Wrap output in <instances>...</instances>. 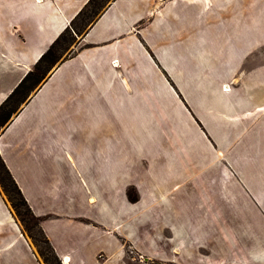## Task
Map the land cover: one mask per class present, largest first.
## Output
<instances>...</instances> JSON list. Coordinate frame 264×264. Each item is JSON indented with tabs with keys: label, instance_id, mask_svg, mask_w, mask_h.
I'll return each instance as SVG.
<instances>
[{
	"label": "crops",
	"instance_id": "crops-1",
	"mask_svg": "<svg viewBox=\"0 0 264 264\" xmlns=\"http://www.w3.org/2000/svg\"><path fill=\"white\" fill-rule=\"evenodd\" d=\"M90 5V0H0V105L64 36L62 50L0 128V158L58 263L264 264V198H251L264 191V174L258 185L244 178L242 202L249 213L233 216L221 233L219 217L204 215L203 185L188 183L182 146L189 137L182 127L190 114L178 107L186 119L178 121L172 154L159 152L163 134L157 136L151 125L156 97H176L167 77L184 93L172 33L177 21L194 28L178 54L192 53L202 71L204 64L222 62L215 76L238 84L224 86L230 92L226 110L264 112L262 68L243 71L245 59L218 51L221 45L247 43L236 38L235 29L221 38L219 27H250L253 12L264 16V0H105L85 16ZM243 48L245 55L251 49L249 43ZM141 64L151 77L141 73ZM141 95L148 101L135 123L106 114L138 110ZM195 114L214 137L208 121ZM146 121L152 128L141 135ZM193 122L207 155L220 156ZM233 124L236 128L239 120ZM189 165L197 170V162ZM129 189L136 200L128 199ZM0 264H43L1 190Z\"/></svg>",
	"mask_w": 264,
	"mask_h": 264
},
{
	"label": "rangeland",
	"instance_id": "rangeland-1",
	"mask_svg": "<svg viewBox=\"0 0 264 264\" xmlns=\"http://www.w3.org/2000/svg\"><path fill=\"white\" fill-rule=\"evenodd\" d=\"M104 3L105 0H94V2L87 7L85 16L86 14L97 12V10L101 8ZM188 18H191L192 21L196 20V17L193 14L189 15ZM211 20L214 21L215 18L212 17ZM250 21V27H219L220 36L221 38L225 37V39H227L228 33L234 34L232 31L234 29L235 31L237 30L235 32L236 38H244V40L249 43V47H251L248 54L245 55L246 48H243V46H245L247 43H240V41H237V46L235 48H228V46L225 44L221 45L218 51L221 56L224 54L227 56L228 52L239 55L240 59H245V62H247L245 66L244 64L241 65L243 71L246 70L250 72L262 68L264 76V16H258L253 12ZM250 21L247 20L248 23ZM178 24L179 23L177 21V28L173 29L172 33L175 35L173 39H176L174 51L177 52L176 56L180 63V68H182V72L180 73V83L182 84L184 93L183 96L180 95L179 92L176 91V87L166 76L168 82L171 84V86H173V90H175L177 98L172 96V98L169 100V97L167 96H163L161 99L159 96L156 97L157 107L159 108H157L156 113H154L155 118L151 125L153 124V127H155L154 130L157 136L163 134L162 142L158 143V148L161 147L159 152L163 155L165 153L172 154L175 152V147L178 145L174 142V139H178L176 138L177 134L179 135L178 121L182 120L184 124V120L186 119L184 116H181V114H178V107H181V109H183V107L186 108L191 117L189 115L187 116V126H183L182 130H184L183 135L184 132H186V136L189 138H187V143H185L182 147L183 152L186 151L188 156L187 174L188 177H191V181L189 180L188 183L192 184L197 182L203 185L204 193L202 194V199L205 203L203 207L204 215L208 214L209 216H218L220 219L221 233H224V229H226L228 222L233 218V216H243L245 215L244 211L246 212V215L249 213L248 208L245 210L244 204L242 202L243 199H247V195L242 190L244 187V178H250L253 185H258L260 183V172L264 174V112H237L231 114L226 110L225 106H227L230 101L228 96V93L230 92L225 91L224 86L237 89L238 84L232 85L229 83L230 81H223L222 78H219V76H215L218 74V70L220 68L219 66L224 64L222 62L209 64V66L204 64L205 69L202 71L199 68L197 70V60L195 59V56H192V53H187V55H179L178 52L184 48V44L187 41L186 35L189 33L192 34L191 31L194 30V28L189 27L192 25H187V27L186 25H183L180 27ZM214 26L215 25L212 23L208 25L209 28ZM238 29L241 31L238 32ZM178 31L179 34H176ZM207 33L211 35V32ZM65 43H67V41ZM63 44L64 42L59 43L55 49V54L59 50H62L64 47ZM238 46L242 47L239 48ZM189 48H191L190 43L188 44V49ZM222 58L226 60L225 65H227V57H221L220 59ZM45 69L46 68L44 65L41 66L40 72L44 74ZM160 72L163 76L165 75L162 70H160ZM141 73H148L147 70H144L142 64ZM148 74L151 77L150 73ZM222 82H224V85H220ZM32 85L31 83H28L26 86L30 88ZM155 87H158V85ZM27 90H25L24 93L12 104L13 109H16L19 102L23 100ZM145 101H148V95H141L138 110L135 109L134 112L131 111L125 114L113 113L112 111H109L106 114L112 120L118 119V121H120L121 119L124 121L127 119L129 122L135 123V121L137 119L139 120L140 116L143 114V105ZM163 104L166 105L164 106L165 108H163ZM195 112L198 113L201 120L205 122L208 121L209 130L214 133V137L212 136L210 138V136L207 134V129L203 127L196 118ZM250 115L251 119L246 118ZM132 117H134V119H132ZM193 120L196 122L199 129L202 130L207 137H209V140L215 142V146L213 144L214 150L215 152H220V156L217 155V157L212 158L211 155H207L206 148H204L203 145H201V142L197 139L198 132ZM235 120H239L240 124L237 125L236 128L233 124V121ZM173 122L176 123L175 126ZM124 125L127 124L125 123ZM151 125L149 128H152ZM149 128L148 121H146L145 126L144 124H141V135L147 134ZM144 147H146V145L141 144L140 151L146 152L144 151ZM194 162H197V170L195 166L189 165ZM202 163L204 164V169L201 167ZM142 164L143 167L146 166L145 162H141L140 165ZM201 170L203 172H200ZM195 171H198V173L192 174V172ZM141 174L142 173L140 172V175ZM0 176H4L1 170ZM262 180L264 181L263 175ZM216 188H219V193L218 190L216 191ZM0 190L7 206L9 207L13 216L16 218L17 222L21 225V228L28 238L30 246L33 247V250L35 251L37 257H39L40 261L43 264H47L46 260L48 263L55 262L52 256L48 253L43 238L39 233V230L34 225V221H31L27 216H19L18 212L21 214L24 212L22 207H20L18 210L13 208V204L16 202V196L10 191L5 192L1 187V184ZM251 194V198L253 199L260 198L261 195L264 198V191L252 192ZM127 197L130 201L136 200V191L134 189H129L127 191ZM213 200L215 201L214 206L212 204H207L208 201L212 202ZM229 200H236V202H234L235 205H230L228 203ZM228 205H230V207ZM251 214L254 215V211H251ZM227 217L229 220H227Z\"/></svg>",
	"mask_w": 264,
	"mask_h": 264
},
{
	"label": "trees",
	"instance_id": "trees-1",
	"mask_svg": "<svg viewBox=\"0 0 264 264\" xmlns=\"http://www.w3.org/2000/svg\"><path fill=\"white\" fill-rule=\"evenodd\" d=\"M94 0H90V4H92ZM64 36H61L59 40H56L55 43L47 50V52L41 57L39 62L35 65L32 72H30L23 80L22 82L14 89V91L8 96V98L0 105V128L6 124V122L9 120L10 116L15 113V109L12 108V104L16 101L18 97H20L25 90H27L29 87L26 85L28 83L34 84L37 82L43 74L40 72L41 66H45L47 68L50 64V62L55 57V49L59 45L60 40L63 39ZM46 70V69H45ZM27 87V88H26ZM11 104V105H10ZM0 170L2 171L4 176H0V184L1 187L4 189L5 192H12L16 196V202L13 204V208L15 210H18L20 207L24 209V212L21 214L18 212L19 216H27L31 221H34V225L36 228H38V222L36 218L31 214L30 209L28 208L26 202L24 201L23 197L20 194L19 189L17 188L16 184L14 183L13 179L11 178L9 172L7 171L6 167L4 166L1 158H0ZM39 233L41 234L40 230ZM42 236V234H41ZM43 238V236H42ZM44 244L47 247L48 253L52 256L55 262H47V264H59L56 260L55 256L53 255L50 247L48 246L47 241L43 238Z\"/></svg>",
	"mask_w": 264,
	"mask_h": 264
},
{
	"label": "bare ground",
	"instance_id": "bare-ground-1",
	"mask_svg": "<svg viewBox=\"0 0 264 264\" xmlns=\"http://www.w3.org/2000/svg\"><path fill=\"white\" fill-rule=\"evenodd\" d=\"M227 88L226 87H224V90H226Z\"/></svg>",
	"mask_w": 264,
	"mask_h": 264
}]
</instances>
